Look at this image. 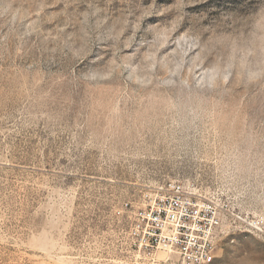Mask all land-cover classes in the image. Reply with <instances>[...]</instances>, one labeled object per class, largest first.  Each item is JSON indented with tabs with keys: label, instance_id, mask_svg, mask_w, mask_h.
I'll return each mask as SVG.
<instances>
[{
	"label": "rangeland",
	"instance_id": "374dc122",
	"mask_svg": "<svg viewBox=\"0 0 264 264\" xmlns=\"http://www.w3.org/2000/svg\"><path fill=\"white\" fill-rule=\"evenodd\" d=\"M170 180L264 217V0H0V264H183L136 230Z\"/></svg>",
	"mask_w": 264,
	"mask_h": 264
},
{
	"label": "built area",
	"instance_id": "2783aa9c",
	"mask_svg": "<svg viewBox=\"0 0 264 264\" xmlns=\"http://www.w3.org/2000/svg\"><path fill=\"white\" fill-rule=\"evenodd\" d=\"M140 246L167 249L183 264H213L217 239L229 221L233 228L264 234V217L230 211L228 205L204 196L179 180L157 187L152 200L135 211Z\"/></svg>",
	"mask_w": 264,
	"mask_h": 264
}]
</instances>
